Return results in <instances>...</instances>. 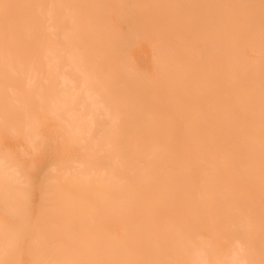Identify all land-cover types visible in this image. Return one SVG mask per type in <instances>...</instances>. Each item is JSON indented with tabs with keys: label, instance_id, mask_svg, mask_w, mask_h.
Masks as SVG:
<instances>
[{
	"label": "bare ground",
	"instance_id": "6f19581e",
	"mask_svg": "<svg viewBox=\"0 0 264 264\" xmlns=\"http://www.w3.org/2000/svg\"><path fill=\"white\" fill-rule=\"evenodd\" d=\"M4 4L13 6L7 29ZM72 5L102 15L100 0H0V130L30 147L31 139L43 135L37 107L57 118L61 102L84 98L86 106L59 117L73 139L86 135L80 123L92 122L102 110V93L91 86L100 81L97 76L81 75L74 87L68 77L54 74L62 64L55 53L69 54L73 40H91L83 62L95 61L99 70L101 37L112 33V21L80 14ZM259 5L260 0L213 5L212 91L208 113L200 114L209 119L203 129L197 128L196 58L186 43L179 51L163 37L153 42L155 75L144 77L127 65L137 91L120 100L134 113L131 138L122 137L130 146H121V139L112 153L89 149L86 161L43 187L35 218L28 209L29 178L0 150V212L17 222L0 218V260L25 264L19 256L28 254L29 264H264ZM111 219L115 233L102 234L100 222ZM19 235L30 242L18 243Z\"/></svg>",
	"mask_w": 264,
	"mask_h": 264
},
{
	"label": "rangeland",
	"instance_id": "374dc122",
	"mask_svg": "<svg viewBox=\"0 0 264 264\" xmlns=\"http://www.w3.org/2000/svg\"><path fill=\"white\" fill-rule=\"evenodd\" d=\"M100 2L99 10L102 15L96 14V16L91 14L90 6H71V10L77 9L80 14H90L89 17L96 18V20L104 18L112 21L109 27L112 33L103 34L101 37L103 43L99 45L98 51L100 69L98 70L95 61L92 64H86L88 62L85 59L83 62V59L87 57L86 51L89 50L90 39H85L84 42L82 40L74 42L71 39L73 41L70 44L69 54L55 53V57L61 58L59 60L62 64L60 69L57 68V71H54V74L61 73L62 76L68 77L74 87H77L81 75L93 74L100 79V81L96 79L91 86L94 91H101L102 93V96L99 97L102 110L97 113L98 116L92 122H88L90 124L80 123L81 130L86 132V135L79 136L80 138L76 137L77 139L72 138L71 145L67 148H59L53 142L48 148L33 152L30 145L22 137L13 136L8 131L0 130L1 152L13 153V158L17 160L19 165L21 161L23 162V167L20 168L21 174L24 175L27 171V178L30 182L28 209L34 218L42 203L41 190L43 187L49 182H55V179L62 176L73 164L86 161L85 153L89 152V149L112 153L115 148H120L117 144L121 139L122 143H119L121 146H130L124 141L128 138L130 140L131 131L134 130L130 119L134 113L127 110L125 108L127 107L126 103H122L120 100L121 98L125 99V95H135L137 91H135L136 87L130 84L131 78L129 76L132 70H129L127 65L138 69L144 74V77L155 75L152 64L155 50L153 42H159L163 37H166L165 39L172 43L171 48H176L179 51L182 50L181 45L183 43L188 45L185 49L193 53L194 59L196 58L192 65V72L198 91L197 107L199 114L197 118L199 121L197 120V124L199 126L197 128L203 129L201 127H205L204 121L207 120L208 122L209 120L205 119L203 115L208 113L211 103L214 48L213 5L216 0H100ZM168 28L170 30L167 31ZM124 38L127 39V46L125 54H121L123 51L120 52V43ZM85 42L86 45H84ZM167 48L170 50V46ZM181 57L183 58L182 55ZM69 100V102L64 100L65 102L60 103L61 110L56 113L60 118H65L71 108L79 110L78 107L88 104L81 97L70 98ZM36 111L39 115L38 124L43 134L42 137L52 139L56 129H68L59 117H52L47 112L39 111L38 107ZM80 114L87 115L88 111L82 110ZM7 119L12 120V118ZM120 120L122 121L121 124L118 123ZM120 134L123 135L118 137ZM124 136L127 139H123ZM114 137H117L118 140H110ZM112 141H116V144L114 143V145ZM75 158H79V160ZM110 166L113 167L112 162H110ZM0 218L17 224L3 212H0ZM108 221L100 222L101 227L103 226L101 233L107 236L115 233L116 226L112 219L111 223L110 220ZM93 223L94 226L99 227L97 220ZM28 235L33 236L34 233L29 231ZM93 241L96 242V240ZM99 241L103 242V240L97 242ZM29 242V239L24 240L25 244ZM19 257L25 264H29L32 260L28 254Z\"/></svg>",
	"mask_w": 264,
	"mask_h": 264
},
{
	"label": "snow or ice",
	"instance_id": "6c2138e0",
	"mask_svg": "<svg viewBox=\"0 0 264 264\" xmlns=\"http://www.w3.org/2000/svg\"><path fill=\"white\" fill-rule=\"evenodd\" d=\"M13 7L9 4H4V23L6 29L11 25L12 19L9 14V9ZM247 7H255L254 5H249ZM261 9V134H262V153H261V177L262 182H264V0H260ZM72 132L65 128H58L55 130L52 139L47 137L37 136L31 139V149L33 152H39L48 148L53 142L59 148H67L71 145L72 141ZM5 156L8 158L13 157V153L6 151ZM23 167V162L20 164ZM25 180H27V173H24ZM26 239V235L18 236V243H23ZM0 264H14L11 260H0ZM36 264H185L183 261H170V262H145V261H116V262H60V261H51V260H40Z\"/></svg>",
	"mask_w": 264,
	"mask_h": 264
}]
</instances>
